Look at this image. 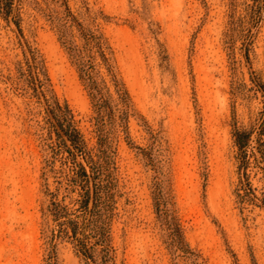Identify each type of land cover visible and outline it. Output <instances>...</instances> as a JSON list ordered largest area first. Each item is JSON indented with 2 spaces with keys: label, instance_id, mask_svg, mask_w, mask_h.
Returning a JSON list of instances; mask_svg holds the SVG:
<instances>
[{
  "label": "rangeland",
  "instance_id": "obj_1",
  "mask_svg": "<svg viewBox=\"0 0 264 264\" xmlns=\"http://www.w3.org/2000/svg\"><path fill=\"white\" fill-rule=\"evenodd\" d=\"M65 2L72 39L81 44L79 28L101 34L131 98L127 130L116 119L105 142L114 263L264 264V162L255 149L259 132L264 142V0ZM58 5L15 0L7 18L0 13V264H86L77 251H92L81 205L89 183L45 111L53 97L66 102L94 145L89 100L47 20ZM31 52L45 98L29 82ZM250 127L240 151L232 133ZM51 201L76 222L74 237L52 220ZM165 217L188 257L168 244Z\"/></svg>",
  "mask_w": 264,
  "mask_h": 264
},
{
  "label": "trees",
  "instance_id": "obj_2",
  "mask_svg": "<svg viewBox=\"0 0 264 264\" xmlns=\"http://www.w3.org/2000/svg\"><path fill=\"white\" fill-rule=\"evenodd\" d=\"M51 1L58 2V7L63 8V10L58 12V10L50 8V12L47 13V20L56 32L60 44L74 66L78 79L89 100L95 135L94 145L89 146L76 127L68 104L66 102L60 104L55 97H53L52 105L47 103L49 112L65 135L64 139L48 117V123L58 140L60 148L63 149L66 157L77 165L79 169L78 175L85 179L87 183L89 180L85 165L88 166L89 176L93 182L94 192L91 208H88L90 200L89 188L85 190L81 201L82 208L89 214L87 227L93 240L92 251H77V253H79L86 264H115L108 239L109 228L106 223L109 216L111 194L105 181L104 173L105 164L107 165L110 162L109 149L105 142L107 128H111L116 119L122 131L125 132L127 130L126 117L128 107L131 105V98L112 56V50L105 38L101 34H88L82 28H79L81 44L77 45L69 31L71 23L76 21L69 12L65 0ZM14 3L15 0H0V13L4 18L9 16ZM88 39L93 42V55H89L84 47ZM31 58L32 65L28 66L31 88L36 92L37 96L45 98L42 82L38 77L39 69L32 52ZM98 68H102L105 74H102ZM254 132L255 129L250 127L232 133L234 144L238 150L243 151L247 147ZM260 135L261 133L259 132L256 136L255 149L259 159L264 162V142ZM253 157L255 160V155ZM244 158L242 161L246 162ZM77 159H80V162ZM242 161L239 165L240 170L246 168ZM48 212L52 220L58 223L59 229L61 226L66 225V227L71 229L72 237L75 236L77 232L76 222L69 219L68 215L58 207L56 202L51 201L48 206ZM161 217H164V215L161 214ZM163 221L168 232H170L168 236H171L168 244L174 247L182 256L188 257L189 254L191 255L192 252L187 243H185L178 224H175L173 218L165 217Z\"/></svg>",
  "mask_w": 264,
  "mask_h": 264
},
{
  "label": "water",
  "instance_id": "obj_3",
  "mask_svg": "<svg viewBox=\"0 0 264 264\" xmlns=\"http://www.w3.org/2000/svg\"><path fill=\"white\" fill-rule=\"evenodd\" d=\"M45 110L47 112V115L49 117V119L52 121V123L54 124L56 130L59 132V134L65 139V135L63 134V132L60 130L59 126L56 124L55 120L53 119V116L52 114L49 112V109L47 107V105H45ZM85 169H86V172H87V175H88V183H89V193H90V200H89V205L91 206L92 203H93V182L90 178V173H89V168L88 166L85 165Z\"/></svg>",
  "mask_w": 264,
  "mask_h": 264
}]
</instances>
